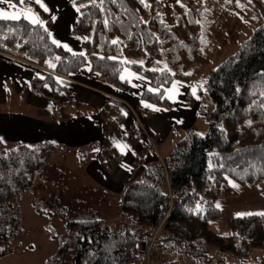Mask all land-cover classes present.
I'll return each instance as SVG.
<instances>
[{"label":"trees","instance_id":"16d2710c","mask_svg":"<svg viewBox=\"0 0 264 264\" xmlns=\"http://www.w3.org/2000/svg\"><path fill=\"white\" fill-rule=\"evenodd\" d=\"M73 1L79 17L72 34L85 37L83 55L53 42L52 20L32 0L12 2L32 4L42 22L0 20V53L51 68L64 77L89 64L101 81L119 89L127 85L121 79L122 72L132 69L146 77L153 88L143 93V99L167 110L174 104L166 98V89L178 75L187 81L193 64L210 62L205 44L212 13L203 0H178L172 7V23L156 14L160 0ZM162 52L178 75L170 69L148 68ZM46 86L54 94H47ZM207 86L215 105L209 132L201 135L190 131L177 142L168 162L146 167L139 178H134L135 174L145 165L152 147L138 150V128L127 130L126 140L135 153L132 180L119 200L127 224L118 221L109 227L100 219L68 223L57 258L45 264H134L139 259L143 264L144 249L154 237V264L201 260L211 264L210 247L228 254L219 260L223 264H264V254L252 258L254 249L264 250V216L232 218L229 236H221L210 227L221 217L220 199L238 195L232 183L259 188L264 195V23L237 54L209 73ZM57 89L56 77L48 76L33 79L24 94L52 99L58 116L65 119L68 115L56 98ZM99 112L105 124L100 158L107 170L113 171L123 156L112 146L109 134L119 132L126 118L112 104L102 106ZM39 113L58 120L57 113ZM51 148L9 147L0 141V259L12 253L11 236L21 228L16 202L33 187Z\"/></svg>","mask_w":264,"mask_h":264},{"label":"crops","instance_id":"0c3cea01","mask_svg":"<svg viewBox=\"0 0 264 264\" xmlns=\"http://www.w3.org/2000/svg\"><path fill=\"white\" fill-rule=\"evenodd\" d=\"M35 1L47 9L44 12L52 20V40L64 49H70L72 53H84L82 42L72 35L73 25L79 17L74 1ZM43 3H50L51 8H46ZM0 8L13 14L14 10L7 4L0 5ZM15 12L20 14L17 20L41 23V17L36 12L26 10L24 6L17 5ZM60 37L65 38L66 44L60 41ZM48 76L56 77L60 86L56 90V98L68 118L58 116L57 104L52 99L34 96L31 92L24 94L33 79H45ZM121 79L127 83L124 89L101 81L89 64L64 77L54 74L51 68H41L0 53V141L9 147L20 144L50 145L52 148L48 159L62 152L70 172L73 170L75 173L77 168L78 174L84 176L79 181L82 185L105 192V202L120 200L132 180V163L135 158L126 140L127 130L131 126L138 128L141 135L138 150L149 145L152 147L146 155L145 165L135 174L134 178H139L146 167L165 161L166 141L172 132L174 136V130L179 129L180 123L188 129L195 120L191 121L194 112L185 102L178 110H167L144 100L143 93L153 88L142 74L126 68ZM45 91L54 94L50 86H46ZM165 96L168 97L167 91ZM107 104L116 106L126 118L119 132L109 134L112 146L123 156L122 163L113 171H108L100 158L105 124L99 110ZM40 110L57 113L58 120L41 116ZM174 139L173 148L181 138L176 141L177 137L174 136ZM141 262L139 259L134 264Z\"/></svg>","mask_w":264,"mask_h":264},{"label":"rangeland","instance_id":"374dc122","mask_svg":"<svg viewBox=\"0 0 264 264\" xmlns=\"http://www.w3.org/2000/svg\"><path fill=\"white\" fill-rule=\"evenodd\" d=\"M33 2L42 11H46L39 2L35 0ZM160 2L156 14L163 16L168 23H172V7L178 0H160ZM203 2L212 13L208 29L210 33L205 44L210 62L204 65L198 62L193 64L187 72L189 76L187 81L179 79V72L170 66L168 57L163 52L148 66L153 70L170 69L178 75L177 80L166 89L167 98L174 103L171 110H178L185 102L194 112L191 121L195 120L188 129H185L186 125L180 123L179 129L174 130L176 141L185 137L190 131L201 135L209 132L210 112L215 108L208 93L209 73L237 54L245 40L264 23V0H251V3L247 0H239V4L243 7L238 6L236 1L227 3L224 0L220 2L203 0ZM43 4L46 8H51L50 3ZM24 7L28 11L36 12L32 4H26ZM76 7L78 8L77 5ZM74 37L81 42L85 40V37ZM61 40L66 44L64 37H60ZM174 136L172 132L166 141L164 154L167 162L174 149ZM61 153L57 152L52 158L45 160V166L37 174L33 187L24 191L17 200L16 203L21 210V228L11 236L12 253L1 258L0 264H45L55 260L66 236L68 223L71 222L100 219L109 227L114 226L118 221L127 224L120 211L117 201L119 199L115 202H105L103 200L105 192L98 189L94 191L93 186L89 188L86 184L82 185L79 181L84 176L78 174L77 168L75 173L73 170L70 172ZM232 185L238 195L220 199L221 217L210 225L211 229L221 236L230 235L229 220L248 216L238 214L264 213V195L260 193L259 188L243 187L236 183ZM208 249V255L212 258L211 264H223L219 260L224 259L228 254L213 247ZM262 254L264 250L254 249L252 258L255 259ZM179 264H205V262L204 260L193 263L181 261Z\"/></svg>","mask_w":264,"mask_h":264},{"label":"snow or ice","instance_id":"6c2138e0","mask_svg":"<svg viewBox=\"0 0 264 264\" xmlns=\"http://www.w3.org/2000/svg\"><path fill=\"white\" fill-rule=\"evenodd\" d=\"M24 2H25V0H19L20 4H23ZM141 2L143 3V0H141ZM228 2H231V0H228ZM248 2L251 3V0H248ZM236 3L238 6L243 7L242 5L239 4V0H236ZM3 4H7L8 7L10 9H13L14 11H13V14H9L3 8H0V20H11V21L17 20L19 18V15H20L19 13L15 12L17 5L15 3H12V0H0V5H3ZM45 10H47V9H45ZM53 42L55 43L56 41H53ZM113 43H115V41ZM69 51H71V50L69 49ZM81 55H83V53H81ZM238 215H248V216L261 215V216H264V213H243V214H238Z\"/></svg>","mask_w":264,"mask_h":264},{"label":"built area","instance_id":"2783aa9c","mask_svg":"<svg viewBox=\"0 0 264 264\" xmlns=\"http://www.w3.org/2000/svg\"><path fill=\"white\" fill-rule=\"evenodd\" d=\"M156 241V237H154L149 244L146 245L144 249V262L143 264H154V261L152 259V252L154 248V244Z\"/></svg>","mask_w":264,"mask_h":264}]
</instances>
